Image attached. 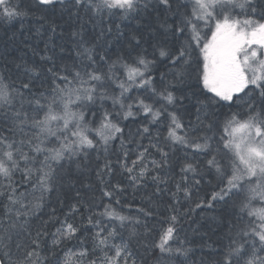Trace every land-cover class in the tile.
I'll list each match as a JSON object with an SVG mask.
<instances>
[{
	"label": "trees",
	"instance_id": "trees-1",
	"mask_svg": "<svg viewBox=\"0 0 264 264\" xmlns=\"http://www.w3.org/2000/svg\"><path fill=\"white\" fill-rule=\"evenodd\" d=\"M246 2H0L2 264H264V172L232 143L264 81L208 87L197 34L264 22Z\"/></svg>",
	"mask_w": 264,
	"mask_h": 264
},
{
	"label": "rangeland",
	"instance_id": "rangeland-1",
	"mask_svg": "<svg viewBox=\"0 0 264 264\" xmlns=\"http://www.w3.org/2000/svg\"><path fill=\"white\" fill-rule=\"evenodd\" d=\"M194 1L202 6L215 5L216 11L224 13L226 17L233 14L229 11V7L241 11L248 5L247 0H229L230 3L223 7L221 0ZM211 25L213 26L208 31L197 32L205 40L202 51L206 85L227 97L226 95L239 93L248 84L264 81V22L249 29L239 27L236 30L235 21L218 17L215 24L213 22ZM63 121L69 120L63 118ZM232 143L238 153L240 163L247 172L256 177L262 176L264 172V132L248 124L239 125L234 130Z\"/></svg>",
	"mask_w": 264,
	"mask_h": 264
},
{
	"label": "water",
	"instance_id": "water-1",
	"mask_svg": "<svg viewBox=\"0 0 264 264\" xmlns=\"http://www.w3.org/2000/svg\"><path fill=\"white\" fill-rule=\"evenodd\" d=\"M0 264H2L1 261H0Z\"/></svg>",
	"mask_w": 264,
	"mask_h": 264
}]
</instances>
